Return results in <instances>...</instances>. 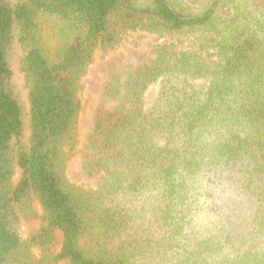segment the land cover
<instances>
[{
    "label": "trees",
    "instance_id": "16d2710c",
    "mask_svg": "<svg viewBox=\"0 0 264 264\" xmlns=\"http://www.w3.org/2000/svg\"><path fill=\"white\" fill-rule=\"evenodd\" d=\"M205 5L0 0V264H264V0ZM126 31L171 42L106 75L81 138L79 82Z\"/></svg>",
    "mask_w": 264,
    "mask_h": 264
},
{
    "label": "rangeland",
    "instance_id": "374dc122",
    "mask_svg": "<svg viewBox=\"0 0 264 264\" xmlns=\"http://www.w3.org/2000/svg\"><path fill=\"white\" fill-rule=\"evenodd\" d=\"M176 1V0H171ZM183 6L192 8L193 11H200L205 8V4L208 0H179ZM120 43L108 52L98 50L95 53L94 60L88 67L86 74L81 78L79 82V96L83 103V110L80 114L77 130L79 136L82 138L87 131L90 130L92 125L93 114V99L98 92L100 83L104 80L107 74L112 73L120 65H124L129 61H133L137 64L139 62L147 61L150 57L153 47L162 42H171L166 38H160L157 35H153L143 31H126L120 34ZM22 56V50L19 48L13 54V63L15 68V83L16 90L20 96L25 108L28 107V89L26 87L24 74L20 71V59ZM158 86L152 87L148 91V106L156 98ZM69 178L76 184L86 183L82 177L74 172H69ZM41 218L33 215L31 220L26 222L18 228L19 233L23 240H27L31 234L36 233V230L41 226ZM60 264H68L62 262Z\"/></svg>",
    "mask_w": 264,
    "mask_h": 264
}]
</instances>
